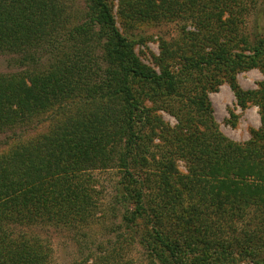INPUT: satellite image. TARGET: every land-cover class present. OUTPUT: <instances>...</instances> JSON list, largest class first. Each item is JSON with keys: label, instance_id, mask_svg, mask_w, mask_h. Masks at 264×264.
I'll use <instances>...</instances> for the list:
<instances>
[{"label": "trees", "instance_id": "16d2710c", "mask_svg": "<svg viewBox=\"0 0 264 264\" xmlns=\"http://www.w3.org/2000/svg\"><path fill=\"white\" fill-rule=\"evenodd\" d=\"M84 1L72 22L62 0H0V52L53 55L49 68L0 73V132L54 99L76 106L0 152V264H50L39 229L90 221L96 168L121 172L115 199L147 264H264V31L248 25L258 0H116L124 18L180 24L178 38H159L156 68L116 25L113 0ZM250 68L263 79L245 90L236 74ZM223 81L258 108L246 142L213 118L208 92ZM92 264L129 262L113 247Z\"/></svg>", "mask_w": 264, "mask_h": 264}, {"label": "rangeland", "instance_id": "374dc122", "mask_svg": "<svg viewBox=\"0 0 264 264\" xmlns=\"http://www.w3.org/2000/svg\"><path fill=\"white\" fill-rule=\"evenodd\" d=\"M66 12L72 22L82 17L85 9L84 0H62ZM114 2L115 22L120 31L134 37L138 43L134 46L135 52L141 60L156 68L152 56L159 53V38L171 39L179 36V23L175 21H147L124 18L118 12L116 0ZM257 9L248 19L249 29L253 30L256 24L264 31V2L258 0ZM189 30L195 28L188 23ZM141 39V40H140ZM21 54L0 52V73L19 71L24 68H49L53 59L52 53L40 52L36 63L27 61L21 63ZM237 81L243 89H252L258 86L263 79L262 73L257 68L242 70L236 74ZM212 107V115L218 129L229 139L236 142H246L251 134V129L260 125L258 108L248 101L244 108L240 107L228 83L221 82L216 90L208 92ZM50 106L37 114L27 123L18 124L11 129L0 132V152L10 149L16 143L26 142L40 133L47 131L52 125L62 119L73 116L76 106L68 98H57L50 102ZM163 118L174 125L176 119L166 113L160 112ZM235 114L236 117H234ZM235 124H232V121ZM177 169L186 172V165L177 160ZM90 182L97 192L98 206L93 217L81 225H62L55 227L47 225L40 230L42 238L50 245L52 254L50 264H92L96 256L105 254L115 247L124 255L129 264H147L137 238H131V232L125 229L122 204L116 202L117 180L121 172L117 168H96L89 171Z\"/></svg>", "mask_w": 264, "mask_h": 264}, {"label": "bare ground", "instance_id": "6f19581e", "mask_svg": "<svg viewBox=\"0 0 264 264\" xmlns=\"http://www.w3.org/2000/svg\"><path fill=\"white\" fill-rule=\"evenodd\" d=\"M242 14V13H241Z\"/></svg>", "mask_w": 264, "mask_h": 264}]
</instances>
